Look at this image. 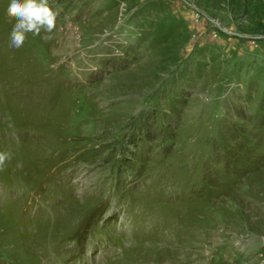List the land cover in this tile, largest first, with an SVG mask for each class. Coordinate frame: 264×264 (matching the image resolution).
Here are the masks:
<instances>
[{
    "label": "rangeland",
    "instance_id": "374dc122",
    "mask_svg": "<svg viewBox=\"0 0 264 264\" xmlns=\"http://www.w3.org/2000/svg\"><path fill=\"white\" fill-rule=\"evenodd\" d=\"M0 0V264H264V0Z\"/></svg>",
    "mask_w": 264,
    "mask_h": 264
},
{
    "label": "clouds",
    "instance_id": "9594fccd",
    "mask_svg": "<svg viewBox=\"0 0 264 264\" xmlns=\"http://www.w3.org/2000/svg\"><path fill=\"white\" fill-rule=\"evenodd\" d=\"M6 14L15 20L10 45L19 49L29 33L39 35L42 30L51 33L56 28L59 11L50 5L49 0H10ZM11 158V152H0V167Z\"/></svg>",
    "mask_w": 264,
    "mask_h": 264
}]
</instances>
